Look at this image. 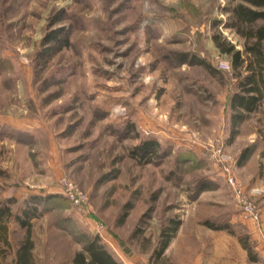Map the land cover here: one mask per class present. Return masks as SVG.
Listing matches in <instances>:
<instances>
[{"label":"rangeland","instance_id":"374dc122","mask_svg":"<svg viewBox=\"0 0 264 264\" xmlns=\"http://www.w3.org/2000/svg\"><path fill=\"white\" fill-rule=\"evenodd\" d=\"M233 4L0 0V190L16 211L29 195L50 196L35 221L37 264H70L91 234L128 264H255L238 239L251 229L213 157L229 154L246 189L264 185V101L232 138L237 79L213 39L220 31L242 48L225 26ZM60 27L71 46L44 64L42 41ZM148 139L158 147L140 161L133 149ZM63 178L87 194L82 207L62 193ZM170 218L182 224L158 261Z\"/></svg>","mask_w":264,"mask_h":264},{"label":"trees","instance_id":"16d2710c","mask_svg":"<svg viewBox=\"0 0 264 264\" xmlns=\"http://www.w3.org/2000/svg\"><path fill=\"white\" fill-rule=\"evenodd\" d=\"M232 2L234 4L225 9L229 13L225 26L242 37V48H238L236 43L231 42L220 31L213 34V39L216 47L231 57L232 75L237 79L236 87L229 100L232 123L231 137L234 138L239 124L247 121L252 113L257 112L264 101V0H232ZM60 20L59 16L51 25L53 26ZM217 23L219 22L217 21ZM42 45L43 49L38 52V58L47 64L55 54L71 46L70 33L65 27L52 29L45 35ZM182 56H184L181 58L182 61H187L188 55L182 54ZM192 61L204 62L202 59H192ZM157 147L156 141L145 140L133 149L132 156L140 161L149 160L148 158L153 155ZM252 152L251 147L244 149L238 164L242 165L247 161ZM49 197L29 195L21 202L18 211L14 213L12 206L18 202L17 199L3 197L0 190V220L14 216L21 226L30 231L31 220L40 217L43 212L39 209V205L46 202ZM124 220L125 218H122L119 224H122ZM181 224V218H170L164 223L151 255L152 258L154 257L158 261L163 258L166 250L172 244V240L179 232ZM202 224L214 230H227L235 234L232 225L227 221L219 223L208 219ZM238 239L249 255V262L261 261L249 235H238ZM30 246H32V242L28 238L22 248ZM73 264H125V262L114 254L108 243L99 234H91L84 235L83 247L75 253ZM165 264L172 263L167 261Z\"/></svg>","mask_w":264,"mask_h":264},{"label":"crops","instance_id":"0c3cea01","mask_svg":"<svg viewBox=\"0 0 264 264\" xmlns=\"http://www.w3.org/2000/svg\"><path fill=\"white\" fill-rule=\"evenodd\" d=\"M251 187L261 190L262 192L258 194L259 196V206L262 209V215L264 219V185L262 182L256 181ZM16 213V210H13ZM40 217H35L31 220V228L30 231L27 230L26 227L21 226V224L17 221L16 217L12 216L9 218H3L0 220V264H37V242L35 236L37 232H35V221L40 219ZM248 226L251 231V239L254 240L255 249L259 253L261 257V261L259 263L252 262L255 264H264V245L261 243V240L258 236L256 226L252 223V221H247ZM15 235H20L19 238H14ZM30 239L32 242V246L29 248H22V245L26 242L27 239ZM79 251L76 250L71 257L70 264H73V258L75 253ZM245 259L249 261V255L247 251H245ZM44 258V255H40ZM124 259V258H123ZM125 264H128L124 260ZM251 263V262H250Z\"/></svg>","mask_w":264,"mask_h":264},{"label":"built area","instance_id":"2783aa9c","mask_svg":"<svg viewBox=\"0 0 264 264\" xmlns=\"http://www.w3.org/2000/svg\"><path fill=\"white\" fill-rule=\"evenodd\" d=\"M221 65L228 70L233 68L231 62L228 61L222 62ZM213 157L217 166L220 167V173L223 175L233 195L236 197V202L242 211L243 218L255 224L258 236L264 242V219L262 209H260L255 198L262 191L253 187L246 189L234 173V160L229 154L223 152L221 148L215 151ZM62 182L65 186L62 193L70 198L75 205L82 207L86 203L87 194L66 178H63Z\"/></svg>","mask_w":264,"mask_h":264}]
</instances>
